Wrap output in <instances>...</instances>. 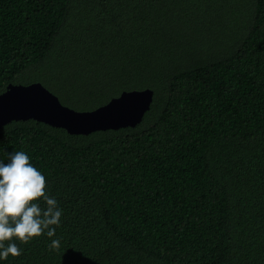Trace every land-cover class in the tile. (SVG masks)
Wrapping results in <instances>:
<instances>
[{
	"label": "trees",
	"instance_id": "1",
	"mask_svg": "<svg viewBox=\"0 0 264 264\" xmlns=\"http://www.w3.org/2000/svg\"><path fill=\"white\" fill-rule=\"evenodd\" d=\"M37 82L77 111L154 95L135 127H0L63 209L58 249L0 264H264V0H0V95Z\"/></svg>",
	"mask_w": 264,
	"mask_h": 264
},
{
	"label": "water",
	"instance_id": "2",
	"mask_svg": "<svg viewBox=\"0 0 264 264\" xmlns=\"http://www.w3.org/2000/svg\"><path fill=\"white\" fill-rule=\"evenodd\" d=\"M153 95L151 89L125 91L95 110L77 111L63 105L58 96L41 83L10 85L0 95V127L30 119L76 135L135 127L150 109Z\"/></svg>",
	"mask_w": 264,
	"mask_h": 264
},
{
	"label": "clouds",
	"instance_id": "3",
	"mask_svg": "<svg viewBox=\"0 0 264 264\" xmlns=\"http://www.w3.org/2000/svg\"><path fill=\"white\" fill-rule=\"evenodd\" d=\"M8 156L7 162L0 160V261L21 255L13 237L22 243L42 234L55 237L52 226L60 225L63 214L57 199L46 193L45 176L28 154L21 150ZM60 243L59 237L52 238L49 247L58 249Z\"/></svg>",
	"mask_w": 264,
	"mask_h": 264
}]
</instances>
